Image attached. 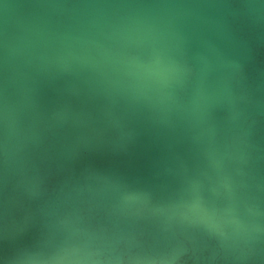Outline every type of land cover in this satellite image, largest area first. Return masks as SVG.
I'll return each mask as SVG.
<instances>
[{
	"label": "water",
	"instance_id": "95a60500",
	"mask_svg": "<svg viewBox=\"0 0 264 264\" xmlns=\"http://www.w3.org/2000/svg\"><path fill=\"white\" fill-rule=\"evenodd\" d=\"M0 264H264V0H0Z\"/></svg>",
	"mask_w": 264,
	"mask_h": 264
}]
</instances>
